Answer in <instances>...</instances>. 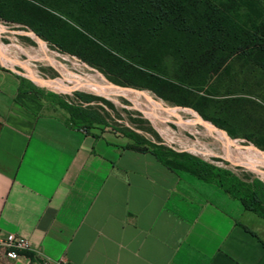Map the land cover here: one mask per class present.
Returning a JSON list of instances; mask_svg holds the SVG:
<instances>
[{"label":"crops","instance_id":"obj_1","mask_svg":"<svg viewBox=\"0 0 264 264\" xmlns=\"http://www.w3.org/2000/svg\"><path fill=\"white\" fill-rule=\"evenodd\" d=\"M4 69L0 238L32 251L0 264H264L263 218L124 135L70 127Z\"/></svg>","mask_w":264,"mask_h":264},{"label":"rangeland","instance_id":"obj_2","mask_svg":"<svg viewBox=\"0 0 264 264\" xmlns=\"http://www.w3.org/2000/svg\"><path fill=\"white\" fill-rule=\"evenodd\" d=\"M251 1L264 11V0ZM55 6L61 13H51L61 18L66 25L80 31L71 17L76 13L70 6L63 2H55ZM0 29V45L7 51L0 52V66L11 70L22 80V92L31 94L34 91L50 108L57 107L55 100L71 103L94 112L100 120L95 125L97 128L123 133L130 130L145 140L149 148L159 147L187 154L229 171L259 195L264 212V163L256 165L254 161L257 157L264 158V154L260 153L264 152V72L261 69L242 58L233 57L225 67L211 74L203 69L207 55L200 58L201 63L189 66L169 53L162 58L166 74L159 76L162 83L156 87L162 95L160 97L150 88L124 83L116 76L117 72L113 73L115 69L111 65L109 69L92 66L76 55L62 51V46L70 51L75 49L68 29V33L57 35L58 44L40 39L25 25L0 20ZM38 48L48 51L49 55L55 54L63 70L38 59ZM86 66L117 89L124 87L126 89L123 90L149 95L151 104L168 115L162 114V120H158L142 96H136L137 99L124 96L110 98L98 90L84 89L77 79L66 76L68 73L74 76L90 73ZM137 69L152 73L143 68ZM170 109L175 110L178 116L169 113ZM206 122L216 128V125L221 126L222 132ZM202 124L209 132L204 130ZM236 145H251L260 152L248 147L239 159L240 152ZM161 156L173 159L162 153ZM247 166L260 171H255L256 174Z\"/></svg>","mask_w":264,"mask_h":264},{"label":"trees","instance_id":"obj_3","mask_svg":"<svg viewBox=\"0 0 264 264\" xmlns=\"http://www.w3.org/2000/svg\"><path fill=\"white\" fill-rule=\"evenodd\" d=\"M55 2L70 6L76 13L70 16L80 31L51 13H61ZM0 20L25 25L37 37L53 44H58L57 35L68 29L75 49L62 46V51L92 66L109 69L111 65L124 83L150 88L160 97L156 87L162 83L159 76L166 74L162 58L169 53L189 66L201 63L200 58L207 55L203 69L211 74L233 57L264 72V11L251 0H0ZM19 84L21 91L20 79ZM31 94L39 97L34 91ZM54 104L66 113L65 121L70 127L86 133L106 129L95 126L100 120L94 112L60 100ZM112 131L127 137L131 150L150 151L167 169L216 185L245 210L264 219L259 195L229 171L187 154L149 148L133 131Z\"/></svg>","mask_w":264,"mask_h":264},{"label":"bare ground","instance_id":"obj_4","mask_svg":"<svg viewBox=\"0 0 264 264\" xmlns=\"http://www.w3.org/2000/svg\"><path fill=\"white\" fill-rule=\"evenodd\" d=\"M1 30V29H0ZM37 50V49H36ZM28 51V50H27ZM39 51L38 53H40V56L37 57L38 59H41V60H44L47 62V64H50L56 68H58L60 71L63 70V68L60 66V64L58 63L57 59H56V55L53 54V55H49L48 54V51H45L41 48H38ZM0 52H6V48L4 46H1L0 45ZM30 52V51H29ZM36 52V51H34ZM36 53V54H38ZM50 53V51H49ZM37 56V55H36ZM66 60H68L66 57H65ZM71 63V62H70ZM65 65V64H64ZM74 65V64H73ZM79 66V65H78ZM77 66V67H78ZM74 67V66H73ZM65 68V66H64ZM86 68L90 71V73H86L85 75L83 76H74V75H70V73H68V77L70 78H74V79H77V81L80 82V85L81 87H83L84 89H90V90H98L102 93H104L105 95H107L108 97L110 98H115V97H119V96H124V97H129V98H136V96H142L143 99L145 100V104L146 106L152 111L153 114H155V117L158 119V120H162V114H164V111L162 113V110L158 109L156 106L152 105L150 100H149V95L147 94H144L142 92H134V91H131V90H123V89H117L116 87L108 84L106 81H104L103 79H101L97 73L95 71H93L91 68L87 67ZM76 69V68H75ZM63 90V89H60V91ZM137 99V98H136ZM142 101V100H141ZM185 110H189V109H185ZM154 111V112H153ZM171 114L175 115V116H178V113L173 110V109H170V112ZM165 115V114H164ZM168 115V114H166ZM165 115V116H166ZM197 115V114H196ZM198 116V115H197ZM199 118V117H198ZM200 119V118H199ZM201 120V119H200ZM203 121V120H202ZM208 123V122H206ZM208 125L212 126L211 124L208 123ZM204 130L208 131L207 130V127L202 124L201 125ZM209 132V131H208ZM207 135V134H206ZM218 139H220L221 141H223L220 137H218L217 135H215ZM214 136V137H215ZM216 138V139H217ZM224 144V141L222 142ZM192 147V146H191ZM190 147V148H191ZM226 147V146H225ZM214 148V147H213ZM210 151V150H209ZM247 156V154H246ZM256 165H259V163H264V158H255L254 159ZM248 168L254 170L253 172L258 174L257 172L255 171H260L259 169L257 168H254V167H249L247 166Z\"/></svg>","mask_w":264,"mask_h":264},{"label":"built area","instance_id":"obj_5","mask_svg":"<svg viewBox=\"0 0 264 264\" xmlns=\"http://www.w3.org/2000/svg\"><path fill=\"white\" fill-rule=\"evenodd\" d=\"M239 149L240 156L238 157L239 159L242 157L241 155L246 153V150L248 147L255 149L253 146H240L236 145ZM235 147V146H234ZM256 150V149H255ZM257 152H260L256 150ZM263 153L264 152H260ZM239 166H242L238 164ZM243 167V166H242ZM0 250L4 252V255L7 259L9 260H17L19 258V254L21 252H31L32 249L30 247V244L27 240L22 239L18 236H15L13 234L8 235L6 238L2 239L0 238ZM55 264H64L63 262H56Z\"/></svg>","mask_w":264,"mask_h":264},{"label":"water","instance_id":"obj_6","mask_svg":"<svg viewBox=\"0 0 264 264\" xmlns=\"http://www.w3.org/2000/svg\"><path fill=\"white\" fill-rule=\"evenodd\" d=\"M118 87V86H117ZM118 88H121V89H126V88H124V87H118ZM205 122V121H204ZM213 127V126H212ZM214 129H216V130H218V131H220V132H222L220 129H218V128H216V127H213Z\"/></svg>","mask_w":264,"mask_h":264}]
</instances>
